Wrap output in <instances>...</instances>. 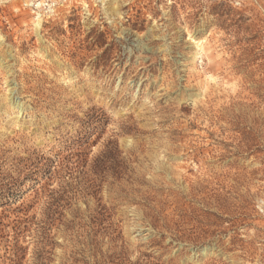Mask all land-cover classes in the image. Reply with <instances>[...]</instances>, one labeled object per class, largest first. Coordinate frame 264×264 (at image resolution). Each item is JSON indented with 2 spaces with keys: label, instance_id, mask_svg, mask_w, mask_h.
Returning a JSON list of instances; mask_svg holds the SVG:
<instances>
[{
  "label": "rangeland",
  "instance_id": "rangeland-1",
  "mask_svg": "<svg viewBox=\"0 0 264 264\" xmlns=\"http://www.w3.org/2000/svg\"><path fill=\"white\" fill-rule=\"evenodd\" d=\"M0 264H264V0H0Z\"/></svg>",
  "mask_w": 264,
  "mask_h": 264
},
{
  "label": "bare ground",
  "instance_id": "bare-ground-1",
  "mask_svg": "<svg viewBox=\"0 0 264 264\" xmlns=\"http://www.w3.org/2000/svg\"><path fill=\"white\" fill-rule=\"evenodd\" d=\"M38 24V23H37ZM40 33V32H39Z\"/></svg>",
  "mask_w": 264,
  "mask_h": 264
}]
</instances>
